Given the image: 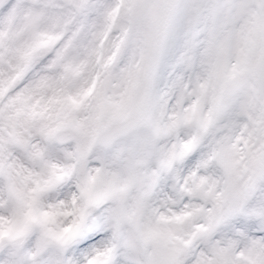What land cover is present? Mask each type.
Masks as SVG:
<instances>
[{
    "label": "snow or ice",
    "instance_id": "snow-or-ice-1",
    "mask_svg": "<svg viewBox=\"0 0 264 264\" xmlns=\"http://www.w3.org/2000/svg\"><path fill=\"white\" fill-rule=\"evenodd\" d=\"M0 264H264V0H0Z\"/></svg>",
    "mask_w": 264,
    "mask_h": 264
}]
</instances>
